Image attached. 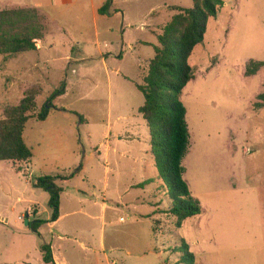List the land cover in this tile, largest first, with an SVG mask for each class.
I'll list each match as a JSON object with an SVG mask.
<instances>
[{
  "label": "rangeland",
  "instance_id": "obj_1",
  "mask_svg": "<svg viewBox=\"0 0 264 264\" xmlns=\"http://www.w3.org/2000/svg\"><path fill=\"white\" fill-rule=\"evenodd\" d=\"M223 1L189 59L195 79L181 95L190 132L184 180L202 209L181 228L170 212L168 185L148 155V124L138 112L144 97L136 84L143 83L154 52H129L127 45L134 38L156 42L150 26L163 28L169 9L191 8L193 0H120L106 13L98 39L91 0L69 8L58 4L46 10L69 30L71 42L54 35L47 42L52 47L41 54L0 55V122L22 105L34 104L25 114L30 118L22 135L31 160L27 165L0 162V264H24L27 255L39 264V235L53 244L62 264H108V259L177 264L183 240L194 264H264V133L254 138L252 130L258 122L264 130V115L258 114L264 105L258 98L264 92V66L255 75L245 73L251 62H264V0ZM0 13V35L25 34L36 27L43 28V36L47 27L35 9ZM124 32L125 58L104 66L98 53L110 49L105 44L121 42ZM83 52L93 57L80 63L65 59ZM60 90L47 119L37 120ZM44 177L62 188L63 217L57 227L42 224L35 232L25 223L28 210L38 206L42 219L53 214L49 194L36 186ZM142 182L149 185L140 186L145 190L130 189ZM150 189H155L154 197L143 203H156L155 240L152 222L133 213L154 210L132 202L151 195ZM31 212L35 216V207ZM28 219L32 225L33 217ZM154 243L160 255L152 252Z\"/></svg>",
  "mask_w": 264,
  "mask_h": 264
},
{
  "label": "trees",
  "instance_id": "obj_2",
  "mask_svg": "<svg viewBox=\"0 0 264 264\" xmlns=\"http://www.w3.org/2000/svg\"><path fill=\"white\" fill-rule=\"evenodd\" d=\"M113 1L108 0L100 13H105ZM223 6V0H193L191 8L174 7L178 13L164 26L162 33L157 35L158 45L154 46L155 54L149 62L147 74L143 83L136 85L144 97L139 113L148 124L151 153L160 178L168 185L172 203L170 212L177 218V228H181L184 220L197 216L202 211L200 203L192 197L184 180L183 160L190 149V132L186 120L187 110L181 95L195 79L189 59L195 48L204 42L208 21L216 19ZM42 30L43 28L30 27L25 34L0 35V55L18 56L36 51L35 40L42 38ZM263 66L264 62H251L245 73L247 76L255 75ZM62 94L60 90L53 95L37 120H46L52 101ZM258 98L264 104V92ZM33 106L32 102L28 108L22 105L9 120L0 122V162L31 160L32 152L24 143L22 135L30 118L25 114ZM52 179L41 178L36 186L49 194V205L53 209L50 221L55 222L59 218L62 188L56 186ZM46 222L36 220L30 225L37 232V227ZM39 237L42 240L40 235ZM40 249L44 262L54 264L51 246L42 242ZM178 251L182 255L177 264L195 263V256L184 240Z\"/></svg>",
  "mask_w": 264,
  "mask_h": 264
},
{
  "label": "crops",
  "instance_id": "obj_3",
  "mask_svg": "<svg viewBox=\"0 0 264 264\" xmlns=\"http://www.w3.org/2000/svg\"><path fill=\"white\" fill-rule=\"evenodd\" d=\"M82 1H84V0H0V11H2L4 9L31 8V9L37 10L38 14L45 18V20L47 22V27H46V29L43 32L42 38L39 39V40H35V41H37V43H36L37 50L36 51H32V52H35L36 54H41L44 50L47 49V47L48 48L52 47L53 43L52 42L47 43V42H48V38H51V37L54 38V35L55 36H62L63 38H65L67 40V43L71 42V36L69 34V30L63 26V24L60 22V20L57 17L54 16V14L53 15L51 14L52 11H47L46 9H49V8H51L53 6H58V4H60V6H64L65 8H69V7L74 6L77 3H81ZM101 1H102L101 4H98V3L96 4L93 0H91L92 7H93V9H92L93 19H92V21H93V25H94V30L96 32L95 33L96 39H98V37H100V34H101L100 28L102 26H104V24L106 22L105 19L108 18L106 13L108 11H110L108 9L105 13H100V9L103 7V5L108 0H101ZM119 1L120 0H114L111 5L112 6H114V5L116 6V4ZM175 7H181V6H175ZM168 11L170 12V14L168 16V19H169L168 22H169L172 19V17L175 14L178 13V11L174 10V8H173V10L169 9ZM124 21H125V16H124ZM166 24H163V28H164V26ZM158 26H160V25H158ZM128 27H130V25H128ZM163 28H157L156 25L150 26L149 30H150V32L152 34V37L156 39L157 43L154 42V41H144V40H138V39L134 38L127 45L129 52H131V50H136L137 48L138 49H150V50H152L154 52V46L158 45L157 35H160L162 33ZM124 34H125V32L123 33V38H122L121 42L113 43V44H111V46H109L108 44H105L104 47L105 48H110V49L107 50L106 52H99L98 53V56L101 57V62L103 63L104 66H108V63H117L118 60L121 62L125 58L124 44H122L125 41ZM70 49H71L72 53H74V49L75 48L70 46ZM77 54L78 55L75 58L73 56H66L65 59H67L68 61L75 60V63H77V62L80 63V62L86 60L85 57H89V58L93 57L92 55L87 54L86 52L77 53ZM154 54H155V52H154ZM38 61L39 60L35 61L34 68L38 67V65H39L37 63ZM148 65H149V63H148ZM118 71H119V68H118ZM144 72H146V70L143 71V74H144ZM60 96H62V95H60ZM258 114H263L264 115V105L260 107V109L258 111ZM187 116H189L188 113L186 114V120H187V123H188ZM263 123H264V119H263ZM252 130H253V132H255L254 133V135H255L254 138L258 137L259 135H261V133H264L263 132L264 130L262 128V123H260V122L256 123V125L252 127ZM106 135L109 136V133H107ZM149 137H150V134H149ZM122 139H123L122 137L119 138V140H122ZM150 141L151 140L149 139V144H150ZM108 150H109V148L107 146L106 152H108ZM147 152H148V155H149L150 152H151V145H150V148H148ZM98 153H100V152H98ZM152 159H153V157H152ZM9 161H11V160H9ZM1 162H8V161H1ZM153 162H154V159H153ZM24 163H26V165H27L29 163V161L28 162H24ZM140 186H142L144 188V187H148L149 185L148 184L146 185V182H142L141 185H138V184L131 185L130 189L137 188L139 190H145V189L141 188ZM153 192H155V189H150V193H151L152 196L148 195L145 198L138 197L135 200H133L132 202L139 203L141 205L150 206L151 209H154V210L146 211L144 213H140V212L138 213L135 210H133V213L136 214L135 215L136 218L147 219V220H150L152 222V231L151 232H152L153 239L155 240V233H154L155 229H154V225H153V218H154L153 216L156 215V212H155L156 203H153V204L145 203V202L143 203V201L146 200L147 198L150 199V197L151 198L154 197V195L152 194ZM49 199H50V197H49ZM140 201H142V202H140ZM112 203H113V201H112ZM118 205H120V204H118ZM126 206H128V205L126 204ZM32 207H35V209H36L35 216L32 215V212H31L32 211ZM32 207L28 210L29 217H33L34 221H36V220L47 221L42 226L47 225L49 227V225H50V228L57 227L59 222H60V220H61V218L63 217V216H60V206H59V218L55 222H51L50 221L51 217H50V219L49 218L42 219L41 218V210H40V208L38 206H32ZM102 208H103L104 211L108 210V206L106 204H103ZM102 217H103V220H104V215H102ZM120 221H122L121 218H120ZM106 226H107V223H106V221H104V228ZM27 227H29V226H27ZM104 228L101 229V232H100L101 237H100V241H99L100 248L102 249V251H104L105 248H106L105 234H104L105 229ZM41 238H42V241L44 243H46L42 236H41ZM42 241H41V243H42ZM41 243H40V246H41ZM46 244H49L51 246L52 255H53V259H54V264L65 263V260H64L63 257L61 258V260H59L57 258L56 254L54 252L53 244H51V243H46ZM152 252L153 253L157 252L158 255L161 254V251H158L155 243H154V246L152 247ZM152 252H150V253H152ZM38 254H39L38 255L39 256L38 257L39 264H42V263L43 264H47L43 260V253H42L41 249H39ZM129 256H131L130 253H129ZM112 260H114V259H112ZM112 260L108 259L107 263L109 264V262L112 261ZM61 261H63V262H61ZM115 261H117V260H115ZM23 263L24 264H32L28 255L23 259Z\"/></svg>",
  "mask_w": 264,
  "mask_h": 264
},
{
  "label": "water",
  "instance_id": "obj_4",
  "mask_svg": "<svg viewBox=\"0 0 264 264\" xmlns=\"http://www.w3.org/2000/svg\"><path fill=\"white\" fill-rule=\"evenodd\" d=\"M28 218H29V214H27V218H26V222L25 223H26V226H29L30 227L31 225H30V222H29V219Z\"/></svg>",
  "mask_w": 264,
  "mask_h": 264
},
{
  "label": "built area",
  "instance_id": "obj_5",
  "mask_svg": "<svg viewBox=\"0 0 264 264\" xmlns=\"http://www.w3.org/2000/svg\"><path fill=\"white\" fill-rule=\"evenodd\" d=\"M109 264H118V262L115 261V260H112V261L109 262Z\"/></svg>",
  "mask_w": 264,
  "mask_h": 264
}]
</instances>
